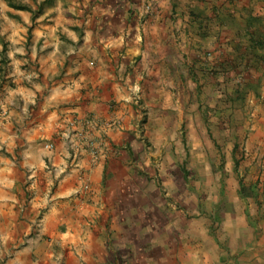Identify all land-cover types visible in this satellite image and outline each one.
<instances>
[{
	"label": "crops",
	"instance_id": "0c3cea01",
	"mask_svg": "<svg viewBox=\"0 0 264 264\" xmlns=\"http://www.w3.org/2000/svg\"><path fill=\"white\" fill-rule=\"evenodd\" d=\"M67 1L44 22V12L35 20L29 43L23 31L31 26V15L6 6L21 21L10 22L18 26L17 34L3 38L0 33L8 46L7 70L0 73V264H105L104 177L110 173L108 157L125 135L106 122L117 115L127 130L137 89L164 91L172 58L186 63L184 53L200 51L195 50L199 44L173 33L199 26L195 17L190 12L189 25L176 24L166 15L168 0H158L163 11L153 24L138 22L137 0ZM210 8L220 13L213 17L233 41L248 24L250 31L264 35V0H215ZM64 13L77 17L71 23L81 28V37L68 27ZM187 63L188 68L200 65ZM257 90L256 109L264 122V85ZM90 118L99 123L94 136L105 138L109 156L95 162L82 153L74 166L59 132L70 119L85 127ZM262 141L264 145V137ZM50 143L51 150L45 147ZM259 227L261 236L248 235L243 259L249 260L228 262L264 264V221Z\"/></svg>",
	"mask_w": 264,
	"mask_h": 264
},
{
	"label": "rangeland",
	"instance_id": "374dc122",
	"mask_svg": "<svg viewBox=\"0 0 264 264\" xmlns=\"http://www.w3.org/2000/svg\"><path fill=\"white\" fill-rule=\"evenodd\" d=\"M18 1L32 4L30 0ZM153 1L158 4L157 15L146 21L138 17L139 23L153 24L163 11L162 4ZM64 2L69 4L61 0L60 8ZM212 2L215 0H168L165 4L166 15L176 24L189 25V13L193 14L192 21L199 26L173 33L199 44L195 50L200 51L184 53L186 63L172 58L174 65L164 91L149 86L137 89L133 123L127 130L124 126L118 130L125 133L118 143L121 146L110 156L106 154L110 173L104 177L108 210L105 264H216L217 260V264H232L228 260H249L243 259L248 235H262V229H256L264 221V175L260 168L264 122L256 109V95L244 84L249 89L263 86L264 64L254 63L248 54L244 72L225 65V73L210 75V68L221 71L222 60L226 61L235 46L232 33L215 19L220 13L213 17ZM143 3L134 1L137 11ZM50 7L45 6L40 22L58 12ZM10 22L18 19L10 16L0 0L3 38L19 32ZM29 23L32 25L30 19ZM29 27L23 31L27 36ZM192 60L200 65L188 68L187 62ZM227 74L230 79L240 76L241 81L232 83L226 80ZM237 86L243 91L241 101L234 96ZM235 144L236 169L232 158ZM239 177L244 184L255 183L256 199L239 196ZM256 252L259 256L258 246Z\"/></svg>",
	"mask_w": 264,
	"mask_h": 264
},
{
	"label": "trees",
	"instance_id": "16d2710c",
	"mask_svg": "<svg viewBox=\"0 0 264 264\" xmlns=\"http://www.w3.org/2000/svg\"><path fill=\"white\" fill-rule=\"evenodd\" d=\"M3 1L5 2L6 6L8 8L15 10V11L28 12L31 15L32 25L28 28V36H27V39H28L27 42L28 43L31 39V31L33 28V23L35 22V20L40 15L43 14V12L45 10V6H52V7L56 8V10H60V8L58 9V7H60L59 1L61 2V0H30L32 2V4L35 5V7H33L32 4H30V3L21 2L18 0H3ZM216 12L217 11H214L215 14H216ZM10 16L21 21V18L18 17L17 15L10 14ZM64 16L66 17V19H68V21H67L68 27L70 29H72L74 32H76L78 36L81 37L82 36L81 28L78 25L71 23L72 20H76L77 18L75 16L71 15L70 13H64ZM250 26H252V25H250V24L246 25V28H244V30L242 31L244 33L243 34L241 33V36L238 35L239 38L234 41L235 46L233 48L232 53L229 54V56H228L229 59L227 58L226 61H225V59H223L221 64H220V67H223V68H220L221 71H219V69L214 70V68H210V69H208V71H211L210 75L217 77L222 72L225 73L224 72L225 65L229 69H231L233 67H237L238 69H240V71L244 72V70L247 69V66L249 65V60H247L248 54H251V56L254 58V60H253L254 63L264 64V35L255 34L254 31H250V29H249ZM0 44H1L0 73H2L3 72L2 67L5 68V66L8 64V58L6 56V51H7L6 43L2 40V42ZM227 78L228 79H226V80L231 81L232 83H235V82L239 83V81H241V79H239L240 76L234 77L233 79H230L228 74H227ZM246 82H250V80L248 79V81H245V83ZM247 86H248V84H244V87H246V89H248L249 91L251 90L255 94L257 93V91H258L257 85L255 88H250V89ZM233 92H234V96L236 97V99L238 101H241V99H242L241 97L243 96L242 95L243 91L239 89V86H237L233 90ZM237 149H238V146H237V144H235L233 149H232V158H233V163H234L235 169L237 168V165H238V161L236 158ZM180 169L183 171V174L186 175V171H185L184 167L181 166ZM238 179H239L238 180V185H239L238 186V194H239V196L243 199H256L257 198V191H256L255 185L254 184H248V185L244 184L240 177Z\"/></svg>",
	"mask_w": 264,
	"mask_h": 264
},
{
	"label": "built area",
	"instance_id": "2783aa9c",
	"mask_svg": "<svg viewBox=\"0 0 264 264\" xmlns=\"http://www.w3.org/2000/svg\"><path fill=\"white\" fill-rule=\"evenodd\" d=\"M157 5L158 4L153 0H144L137 17L147 19L148 17L157 15ZM135 99L137 101L136 95H132V100ZM100 124L102 125L104 123ZM98 126L99 123L92 118L86 120L85 127L78 126L74 119H70L67 121L64 128L59 132V138H61L62 141L66 143L71 152V159L74 166H77L79 157L82 153L90 155L95 162L99 159H105L106 140L102 136L98 138L94 136V133L98 130ZM106 126H108L109 129L122 130L123 120L116 115L106 122ZM45 147L51 150L53 149L54 145L50 143Z\"/></svg>",
	"mask_w": 264,
	"mask_h": 264
}]
</instances>
